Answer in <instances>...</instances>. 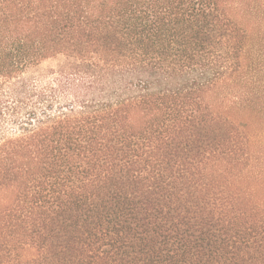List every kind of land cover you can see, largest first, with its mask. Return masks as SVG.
I'll return each mask as SVG.
<instances>
[{"label":"trees","instance_id":"16d2710c","mask_svg":"<svg viewBox=\"0 0 264 264\" xmlns=\"http://www.w3.org/2000/svg\"><path fill=\"white\" fill-rule=\"evenodd\" d=\"M0 264H264V0H0Z\"/></svg>","mask_w":264,"mask_h":264},{"label":"rangeland","instance_id":"374dc122","mask_svg":"<svg viewBox=\"0 0 264 264\" xmlns=\"http://www.w3.org/2000/svg\"><path fill=\"white\" fill-rule=\"evenodd\" d=\"M49 65H50V64H47V63L43 64V65L41 66V70H42V69H43V70L46 69L47 67H49Z\"/></svg>","mask_w":264,"mask_h":264}]
</instances>
